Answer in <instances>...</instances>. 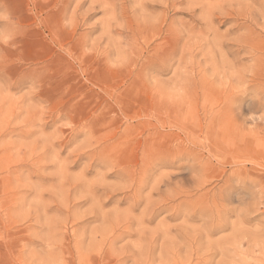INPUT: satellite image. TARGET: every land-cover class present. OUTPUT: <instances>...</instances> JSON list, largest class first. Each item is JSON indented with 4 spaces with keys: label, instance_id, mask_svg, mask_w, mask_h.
I'll use <instances>...</instances> for the list:
<instances>
[{
    "label": "rangeland",
    "instance_id": "374dc122",
    "mask_svg": "<svg viewBox=\"0 0 264 264\" xmlns=\"http://www.w3.org/2000/svg\"><path fill=\"white\" fill-rule=\"evenodd\" d=\"M0 264H264V0H0Z\"/></svg>",
    "mask_w": 264,
    "mask_h": 264
}]
</instances>
